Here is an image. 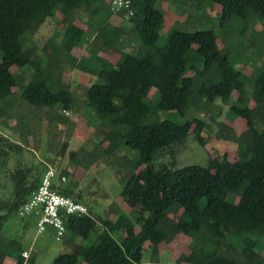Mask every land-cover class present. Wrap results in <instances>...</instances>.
<instances>
[{
    "label": "trees",
    "instance_id": "1",
    "mask_svg": "<svg viewBox=\"0 0 264 264\" xmlns=\"http://www.w3.org/2000/svg\"><path fill=\"white\" fill-rule=\"evenodd\" d=\"M208 1L220 4L222 27L234 21L264 23V0ZM111 2L0 0V118L11 115L16 96L34 110L47 108L50 125L67 123L63 111L78 106L65 65L75 66L94 71L99 80L84 91L82 104L96 114L98 122L92 130L93 148L79 162L87 168L105 156L119 168L127 153L134 151L132 170L120 192L133 219L124 214L115 220L95 216L81 194L65 185L67 179L56 184L58 193L85 204L88 212L61 213L65 232L58 240L69 233L70 251L58 254L50 264H80L81 260L142 264L144 243L152 252L151 262L158 263L160 245L170 244L178 235L187 238L189 249L175 257L177 264H264V255L257 249L264 238V70L248 92L242 71L231 62L230 51L219 46L213 29H172L161 42L164 13L156 0H130L118 11L111 9ZM107 12L126 17L129 28L112 24ZM77 13L85 14V26L76 21ZM59 14L58 40L48 37L43 44L33 40L40 27ZM245 29L239 30L242 36ZM128 38L134 41L130 50L125 46ZM77 47H86L92 67L86 64L87 55L71 54ZM109 49L117 54L113 61L101 55ZM152 89H156L153 103L148 100ZM232 97L244 102L231 105L228 114L229 119H242L240 132L220 119L221 104ZM191 110L195 115L181 122L157 118L161 111L184 117ZM206 131L234 142L237 159L230 160L225 151L205 165L177 167L188 136L204 145ZM68 137L69 132L57 143L58 153H65ZM21 146L0 132V159ZM77 157L75 151L69 152L72 161ZM48 167L38 174L21 164L14 168L12 200L2 206L6 214L15 213L29 198ZM57 172L67 175L65 169ZM92 232L97 233L95 242H77L76 237L87 239ZM119 232L124 235L115 237ZM9 243L17 251L14 264L33 262L31 254L22 255L28 250L14 240ZM7 252L0 251V264Z\"/></svg>",
    "mask_w": 264,
    "mask_h": 264
},
{
    "label": "rangeland",
    "instance_id": "2",
    "mask_svg": "<svg viewBox=\"0 0 264 264\" xmlns=\"http://www.w3.org/2000/svg\"><path fill=\"white\" fill-rule=\"evenodd\" d=\"M156 5L164 13L160 26L161 37L159 41H164L172 29L185 31L213 29L218 35L219 46L230 51L231 62L242 71V76L246 80V90L248 92L252 91L253 81L264 70L263 22L257 21L254 23L253 21H248L244 23L242 21H234L222 27L220 23V4L212 3L208 0H156ZM112 13L111 16L108 12L106 13L112 24L129 28L130 24L127 22L126 17ZM59 16L56 15L54 18L48 19L40 27L33 40L38 44H43L48 37L58 40L59 29L56 21L60 20L61 16ZM86 19L85 14L77 13L76 21L78 23H82L85 26ZM241 29H245L244 36L239 33ZM54 34L56 35L54 36ZM89 38L90 35H87L84 42L86 45H88ZM131 40L128 38L125 45L128 50L132 48L133 40ZM29 44L30 42L27 45ZM108 51L102 53V57L111 61L115 60L117 54L110 49ZM71 54L78 57L87 55L85 58L86 64L91 66V54L87 52L86 47H77L73 49ZM92 65L93 67L95 66L94 64ZM65 67L67 70H65L64 74L70 83L78 106L77 108L63 111L68 117L67 123L54 122L50 125L45 114L47 108L34 110V108L32 109V107L16 96L12 99L11 115L7 118H0V132L10 140L22 145L19 147L20 149L9 151L4 158L0 159V215L4 216L0 226V251H8L7 256L3 259V264L15 263L14 258L17 251L9 243L11 240L28 250V255L31 254L33 262H27L26 264H50L58 254L70 251L66 244L67 240L71 238L69 233L62 240H56L49 231L37 233L31 216L21 217L17 214V211L6 214L8 212L2 206L12 200L13 181L11 177L14 168L19 166V164L25 168L32 167L34 174H38L43 166L54 167L59 172L65 169L67 171V182L65 185L75 193L81 194L84 203L91 208L95 216H103L115 220L120 216L119 214H124L133 219L130 207L120 198V192L128 173L132 170V162L135 159L134 151L131 150L127 153L126 160H120L122 163L121 166L118 164L119 168L110 164V158L105 156L100 157L95 162H91L87 168L79 162L85 151L93 148L95 138L92 135V130L93 126L98 122L96 114L82 104L85 97L84 91L92 83L99 80L94 71H82L75 66L73 67L74 69H71L69 65H65ZM155 92L156 89H152L149 93L148 100L151 103L155 101ZM217 102L219 103L220 101L218 100ZM233 104H244V102L234 101V97H232L228 103L221 104L222 116L220 119L230 122L236 128V132H240L242 131V119L228 118L230 107ZM188 113V115L181 117L173 111H161L158 113L157 118H168L181 122L195 115V111L192 110L188 111ZM24 130L26 133L22 137L20 133ZM68 132V146L65 153L60 154L56 145L60 140L62 142L66 139ZM53 133L56 134V137L52 135ZM207 133V131L203 133L207 137L204 145H199L191 134L188 136L184 148L180 150L177 156V167L186 164L205 165L209 158L225 151H227L230 160L237 159L236 144L234 142L219 140L213 134ZM71 150L75 151L78 156L76 162L69 158ZM113 208L116 211H113ZM122 235L124 233L119 232L115 234V237L118 238ZM96 236L97 233L92 232L87 239L80 237H76V239L81 244H89L96 241ZM147 245L148 243H144L142 264H177L175 257L189 249L187 238L183 235H178L170 244L160 245L159 262L153 263L151 262L152 252ZM257 249L264 255L263 237L257 244ZM80 264L87 263L81 260ZM180 264L190 263L183 262Z\"/></svg>",
    "mask_w": 264,
    "mask_h": 264
},
{
    "label": "built area",
    "instance_id": "3",
    "mask_svg": "<svg viewBox=\"0 0 264 264\" xmlns=\"http://www.w3.org/2000/svg\"><path fill=\"white\" fill-rule=\"evenodd\" d=\"M130 0H112L111 9L118 11L122 7H127ZM129 14L132 11L129 9ZM66 176L58 175L53 167H48L41 176V181L37 188L31 193L29 198L17 209V214L21 217L32 216L37 233H44L48 229L53 231L54 237L58 240L65 232L61 213L85 214L88 208L85 204L75 201L69 196L58 193L55 188L59 181H66ZM28 251L23 252L25 258Z\"/></svg>",
    "mask_w": 264,
    "mask_h": 264
}]
</instances>
